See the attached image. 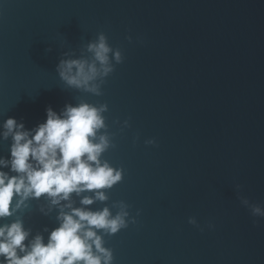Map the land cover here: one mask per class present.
Returning <instances> with one entry per match:
<instances>
[{
	"label": "water",
	"instance_id": "1",
	"mask_svg": "<svg viewBox=\"0 0 264 264\" xmlns=\"http://www.w3.org/2000/svg\"><path fill=\"white\" fill-rule=\"evenodd\" d=\"M101 33L123 59L95 95L57 65L90 61ZM81 103L107 105L97 136L115 146L100 159L123 175L107 200L71 202L115 215L123 201L136 221L97 230L113 264H264V217L239 199L264 207V0H0V132ZM11 143L0 137V158ZM58 212L30 198L0 223L21 219L46 242Z\"/></svg>",
	"mask_w": 264,
	"mask_h": 264
},
{
	"label": "clouds",
	"instance_id": "2",
	"mask_svg": "<svg viewBox=\"0 0 264 264\" xmlns=\"http://www.w3.org/2000/svg\"><path fill=\"white\" fill-rule=\"evenodd\" d=\"M87 51L92 55L90 61L61 60L57 72L67 85L101 95L100 85L93 82L107 77L114 70L113 61L122 62V53L108 45L103 33L87 45ZM106 110V104L96 107L88 103L65 105L60 113L49 107L45 109V120L32 129H25L24 123L14 117L5 119L0 137L11 136L12 143L8 158H0V220L13 216L30 198L45 196L59 208V224L45 229V242L39 234L29 239L31 232L21 219L0 223V264H113L112 250L104 246L97 230L113 235L134 224L128 205L117 201L119 210L113 215L108 207L96 211L74 207L70 197L72 193L80 196L93 192V196H83L80 204L105 201L108 196L100 190L111 189L122 180L121 168L100 159L110 146H115L107 135L97 136L98 130L105 127L102 113ZM122 126L128 127V121ZM239 199L252 216L264 217V207L245 197ZM188 223L196 225L195 218L189 217Z\"/></svg>",
	"mask_w": 264,
	"mask_h": 264
}]
</instances>
